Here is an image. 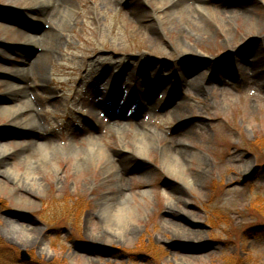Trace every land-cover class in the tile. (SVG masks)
Segmentation results:
<instances>
[{
    "label": "rangeland",
    "instance_id": "obj_1",
    "mask_svg": "<svg viewBox=\"0 0 264 264\" xmlns=\"http://www.w3.org/2000/svg\"><path fill=\"white\" fill-rule=\"evenodd\" d=\"M73 1L75 14L63 30V41L44 67L32 69L27 94L31 92L38 104L51 141L83 148L96 135L108 151L120 150L116 160L121 173L103 180L101 171L107 162L102 154L88 160L83 169L75 166L74 156L63 152L55 173L41 178L39 186L17 187L9 176L0 179V241L15 249L16 258L20 259L21 249L30 258L15 259L14 264H264V0H227L252 17L238 20L233 14V25L239 27L233 35L244 37L231 45L220 31L211 29V39L194 43L186 54L177 52L172 35L151 27L150 17L131 12L138 2L150 9L145 0H120L107 7L103 0ZM23 6L22 0H0V49L19 48L10 61L0 57V71L9 67L26 74L31 63L23 62V56L35 57L36 45L32 50L20 32H31L40 24L25 16ZM214 17L221 20L217 12ZM116 32L125 41L114 40ZM179 37L187 43L185 35ZM126 64L137 66L152 84L163 79L172 88L181 80L177 68L187 81L206 72L208 89L202 93L187 82L178 87V100L183 101L179 109L186 110L180 118L173 114L178 108L168 107L169 88L152 87L135 95L138 77L119 82ZM105 68L112 69L111 77H104ZM40 76L50 91L37 86ZM8 93L0 77V99ZM93 93L101 100L106 93H117L136 103L113 125L108 117L91 113ZM144 97L149 98L148 110L138 108L137 99ZM71 106L77 114L70 112ZM85 121L88 127L83 129ZM139 124L152 128L155 138L143 155L132 150ZM118 127L126 132L119 133ZM180 138L185 139L184 146ZM27 139L28 132L9 122L0 110V144ZM168 143L207 160L208 170L198 188L189 187L185 175L162 166L163 144ZM18 160L12 155L0 165L17 167ZM255 166L253 178L242 183ZM186 167L187 174L194 171L193 163ZM144 188L150 191L146 201L140 198ZM122 189L136 198L135 207L125 214L126 222L119 223V233L108 230L109 240L102 236L107 229L101 198L124 196ZM165 191L186 199V210L174 219L177 226L166 222ZM35 227L41 231L31 234ZM190 229L200 232L197 238L183 234ZM24 236L34 237L36 243H23Z\"/></svg>",
    "mask_w": 264,
    "mask_h": 264
},
{
    "label": "bare ground",
    "instance_id": "obj_2",
    "mask_svg": "<svg viewBox=\"0 0 264 264\" xmlns=\"http://www.w3.org/2000/svg\"><path fill=\"white\" fill-rule=\"evenodd\" d=\"M16 1V0H12ZM24 1L23 12L25 16L29 19H35L39 22L40 27L30 29L31 32L22 30L21 39H25L27 44L32 47L36 45L35 57L31 58L30 55L23 56V62L31 63L26 74L23 69L10 70L9 67H5L0 71V77L3 78L4 85L9 90V93L0 99V110L2 116L6 117L7 120L21 129H25L28 132V139L25 143L21 140L17 141L16 144L11 145L8 143L0 144V162H3L5 158L12 155L18 157L17 167L15 165L8 166L0 165V179L8 180L9 177L15 182V186L22 187L21 185H40V179H49L51 174L55 173V167L59 160V156L63 152L74 156L75 166L77 168L85 169L88 160L91 158L95 159L99 154H102L107 162V166L101 171V178L103 180L111 179L114 177H119L121 173L120 161L116 160V156H121L120 150L112 149L108 151L103 147L99 138L92 135L87 145L83 148H75L72 144L67 146H59L55 144V141H51L52 135L46 133L47 129H44V120L39 115V108L37 103L33 101L34 97L32 93L28 92L26 81L30 74L34 73L32 69H40L44 67L46 60L54 57L55 52L58 50V46L63 41V30L65 26L70 22L75 14V3L73 0H22ZM100 0H97V2ZM105 6H110L114 2L119 3L120 0H103ZM148 4L152 5L148 9L144 2L143 4L138 2L135 6L136 9H131V12L135 13L137 16L142 18L150 17L151 27L156 31H161L172 35V41L176 47L179 54H186L191 51V46L194 43H199L201 40H210L211 34L210 30L215 29L221 32V36L225 42L229 44H234V42L241 40L244 34L240 33L239 36H234L233 34L238 33L239 27L233 24V14L236 19L239 20H250L252 17L245 10H236L237 5L230 3L227 0H145ZM215 2L217 5L211 6L210 3ZM103 3V2H101ZM60 6L58 7V5ZM100 4V3H97ZM221 4V5H220ZM132 3L129 2V7L131 8ZM109 9V8H108ZM103 12L106 14L107 11ZM126 11L125 9H123ZM121 10L120 14H124ZM241 11V12H238ZM219 13L221 20L215 19V13ZM95 20H98V16ZM44 24V26H43ZM233 25V26H232ZM40 32V33H39ZM31 33V34H30ZM180 34L186 36V42H182L180 39ZM113 39L116 41H122L125 37L124 35L118 34L117 32L112 35ZM19 49V48H18ZM18 49L16 46H6L0 49V57L3 60H11L12 55L18 54ZM33 52V51H32ZM108 64V63H106ZM122 73L119 75L120 82L124 78L136 76L139 79L137 84L138 92L148 91L152 87L157 88H169L171 91L170 104L168 107L170 109H175L174 115H180L184 117L186 110H181L180 105L183 101L178 100V87L183 85V82H187L189 85L194 86L198 91L205 93L208 89V82L210 77L206 72L201 73L190 80H186V76L182 69L177 68L176 74L180 76V79L176 87L172 88L171 85L160 80L157 85L152 84L149 80L143 78V74L138 70L137 66L123 65ZM112 69L105 68L104 77H111ZM44 78L40 76V84L38 87L50 91V88L44 84ZM15 85V87H13ZM79 96L82 94L78 93ZM140 96V95H139ZM93 100L91 102L92 112L95 116L104 115L109 118L110 123L117 124L121 122L126 116V113L130 109L136 100L133 99L124 101L119 94L106 93L104 99H99L96 97L95 93L92 95ZM82 98V97H81ZM146 99V100H144ZM142 100H137L138 108L148 110L149 103L148 99L144 97ZM70 112L72 114H77L78 110L74 106H71ZM143 111L138 112L139 116ZM147 112V111H145ZM144 114V113H143ZM148 114V112H147ZM78 115H82L78 113ZM92 117V116H91ZM146 117V116H145ZM88 120V118H86ZM187 122H181L179 129L184 130ZM88 127V121H85L83 129ZM35 130H43L44 133L37 135L30 132ZM117 131L119 133H125L126 129L123 127H118ZM50 132V131H49ZM134 135L132 138V150L138 152L137 154L143 155V150L149 148L152 145V135H154L153 129L150 127L143 126L139 124V127L135 128ZM172 142H174V137H171ZM54 142V144H53ZM185 139H179V144L184 146ZM125 146V145H123ZM127 147V146H125ZM23 153V154H22ZM162 166L173 173H179L185 175L186 181L189 187L193 189L198 188L202 183V179L208 170L207 160L196 151H186L184 149H179L177 146H173L172 143L163 144V154H162ZM119 157V160H122ZM194 164V171L192 173H186L185 169L187 164ZM9 176V177H8ZM25 188V187H24ZM27 188V187H26ZM29 190V188H27ZM176 190V189H175ZM124 192V190L122 189ZM178 192V190H176ZM167 202L166 208L167 216L169 219L166 222L172 226H177L174 219H179L182 213L186 210L185 204L186 199L183 196H175L172 193L166 192ZM150 191L146 188L141 190L140 198L142 201H146L145 197L149 196ZM134 201L136 198L130 192H124V196L114 197V196H103L101 198V209L102 217L105 221L106 231L102 234L103 238L111 239V233H119L120 230L119 223H125V214H131L130 211L134 209ZM139 204V203H138ZM140 205V204H139ZM4 228V227H3ZM40 229L35 227L33 230L29 231L31 234L39 233ZM130 231H133L130 229ZM187 238H197L200 234L197 230H189L183 233ZM101 236V235H98ZM129 236V235H128ZM23 243L28 245H34L36 240L34 237L24 236ZM18 241L17 236L14 238Z\"/></svg>",
    "mask_w": 264,
    "mask_h": 264
},
{
    "label": "trees",
    "instance_id": "obj_3",
    "mask_svg": "<svg viewBox=\"0 0 264 264\" xmlns=\"http://www.w3.org/2000/svg\"><path fill=\"white\" fill-rule=\"evenodd\" d=\"M15 259L20 262V259L15 257V249L12 246H4L2 241H0V264H14ZM17 261L16 263H18Z\"/></svg>",
    "mask_w": 264,
    "mask_h": 264
},
{
    "label": "water",
    "instance_id": "obj_4",
    "mask_svg": "<svg viewBox=\"0 0 264 264\" xmlns=\"http://www.w3.org/2000/svg\"><path fill=\"white\" fill-rule=\"evenodd\" d=\"M257 168H258V166H255L254 169L250 173L244 175L242 177L241 182L245 183L246 181L251 180L253 178L254 173H255ZM29 259L30 258H29L28 252L26 250H24V249H21L20 250V260L28 261Z\"/></svg>",
    "mask_w": 264,
    "mask_h": 264
}]
</instances>
